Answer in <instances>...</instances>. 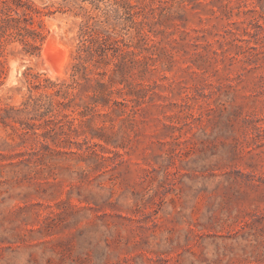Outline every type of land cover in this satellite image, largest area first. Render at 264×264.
<instances>
[{"label":"rangeland","instance_id":"obj_1","mask_svg":"<svg viewBox=\"0 0 264 264\" xmlns=\"http://www.w3.org/2000/svg\"><path fill=\"white\" fill-rule=\"evenodd\" d=\"M29 1L40 48L0 56V264H264V0ZM86 21L117 102L79 114L44 78L70 81Z\"/></svg>","mask_w":264,"mask_h":264},{"label":"trees","instance_id":"obj_2","mask_svg":"<svg viewBox=\"0 0 264 264\" xmlns=\"http://www.w3.org/2000/svg\"><path fill=\"white\" fill-rule=\"evenodd\" d=\"M128 4L132 6L130 3ZM39 13L35 4L29 0H0V56H4L7 45L13 42H18L21 49L26 53L33 54L37 52L44 39L43 25L39 19ZM35 17L38 18L37 21H35ZM77 36L75 55L77 61L71 65L70 81L64 79L54 81L49 78H44V80L51 86L57 87L56 95L61 92L60 96L63 100H58V103L62 104L63 107H66L67 103L73 100L75 93L72 89H78L81 95L78 104L82 107V110H79V114H83L88 110H95L98 104L106 106L112 101V92L108 89V82L103 80L107 72L104 70L96 71L97 76L90 75L91 71L88 69L87 63L90 62L92 66L96 67L108 65L112 61L111 56L114 55L113 52L116 49L113 44L117 42L115 40L110 43L107 37L99 34L93 22L89 23V21L84 22L80 26ZM109 50L112 51L111 54H109ZM124 64L113 62L114 66H122ZM2 67L3 60L0 59V74L2 73ZM23 74L30 87L22 104H31L35 111L41 110L42 115L50 111V104L45 103L38 96L35 97L31 90V87L35 85L33 78H38L39 75L30 74L28 76L29 73L27 74V72H23ZM36 85L40 87L41 84L38 83ZM112 102L115 103L117 101L114 100ZM10 110H13V107H0V123L5 124L4 118L11 116L8 113ZM20 124L22 123L20 122ZM36 129L37 127L34 124H24L22 133L32 134L34 137L41 136L44 139L49 137L52 140L60 135L63 137L66 134L62 128L57 130L48 127L41 132H37ZM41 144L43 147H48L47 143L41 142Z\"/></svg>","mask_w":264,"mask_h":264}]
</instances>
